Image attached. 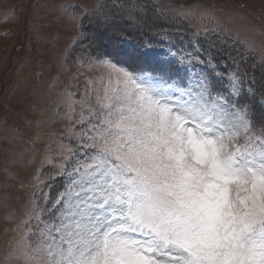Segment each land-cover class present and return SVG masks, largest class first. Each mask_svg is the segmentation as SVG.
<instances>
[{"label": "snow or ice", "instance_id": "snow-or-ice-1", "mask_svg": "<svg viewBox=\"0 0 264 264\" xmlns=\"http://www.w3.org/2000/svg\"><path fill=\"white\" fill-rule=\"evenodd\" d=\"M57 8L80 35L85 18L111 19L103 4ZM209 32L230 46L222 25L195 35ZM227 55L228 95L206 74L154 77L101 60L107 78L94 103L78 101L82 129L71 130L83 158L65 169L54 219L33 211L14 230L6 264H264V122L234 99L247 73L239 51L240 59ZM192 59L214 65L211 56ZM68 153L64 160L76 155Z\"/></svg>", "mask_w": 264, "mask_h": 264}, {"label": "rangeland", "instance_id": "rangeland-1", "mask_svg": "<svg viewBox=\"0 0 264 264\" xmlns=\"http://www.w3.org/2000/svg\"><path fill=\"white\" fill-rule=\"evenodd\" d=\"M63 3L87 11L103 4L111 19L105 23L99 17L85 18L80 35L61 17L57 5ZM134 4L137 9L131 10ZM157 6L162 10L155 14ZM217 25L228 33L223 38L230 46L220 43L225 54L219 44L213 52L203 48L221 40L216 33L209 32L207 38L195 35ZM244 40L255 51L239 42ZM238 51L244 57L238 71L247 75L234 99L251 109L259 125L264 122V66L259 63L264 52V0H0V264H6L14 230L23 227L21 221L31 212L39 211L46 223L54 219L50 210L67 186L66 172L86 151L71 130L79 136L82 129L78 101L94 103L107 78L101 60L154 77L168 66L175 71L157 76L186 79L189 70L206 74L214 89L228 95L227 74L235 65L226 54L240 59ZM209 56L211 67L192 59ZM69 146L76 155L64 160ZM38 223L33 220L32 227Z\"/></svg>", "mask_w": 264, "mask_h": 264}, {"label": "trees", "instance_id": "trees-1", "mask_svg": "<svg viewBox=\"0 0 264 264\" xmlns=\"http://www.w3.org/2000/svg\"><path fill=\"white\" fill-rule=\"evenodd\" d=\"M153 3H151V5H152ZM131 10H134V9H137V7L136 8H130ZM161 10L162 9H160V7L159 6H157V8L155 9V12H153V13H155V14H157L158 12H161ZM119 12V11H118ZM120 12H121V10H120ZM120 14V13H119ZM160 14V13H159ZM121 15V14H120ZM162 16V15H161ZM166 19V18H165ZM213 43H215V44H219V48H221V50L223 49V51H221L222 53H226V49H224L221 45H220V41H212ZM200 45H202L203 46V43L202 44H200ZM204 48V50L207 52V51H209V52H213V47L212 46H209L208 48L206 47H203ZM219 48H217L216 50H215V52H217V50L219 49ZM227 55V54H226Z\"/></svg>", "mask_w": 264, "mask_h": 264}]
</instances>
